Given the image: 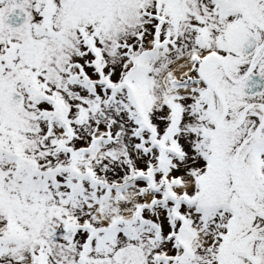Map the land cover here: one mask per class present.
<instances>
[{
	"label": "snow or ice",
	"instance_id": "1",
	"mask_svg": "<svg viewBox=\"0 0 264 264\" xmlns=\"http://www.w3.org/2000/svg\"><path fill=\"white\" fill-rule=\"evenodd\" d=\"M0 264H264V0H0Z\"/></svg>",
	"mask_w": 264,
	"mask_h": 264
}]
</instances>
